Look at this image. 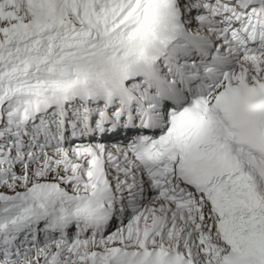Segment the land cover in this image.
Returning <instances> with one entry per match:
<instances>
[{
    "label": "snow or ice",
    "instance_id": "1",
    "mask_svg": "<svg viewBox=\"0 0 264 264\" xmlns=\"http://www.w3.org/2000/svg\"><path fill=\"white\" fill-rule=\"evenodd\" d=\"M0 264H264V0H0Z\"/></svg>",
    "mask_w": 264,
    "mask_h": 264
}]
</instances>
